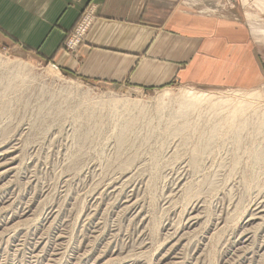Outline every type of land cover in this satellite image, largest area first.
Here are the masks:
<instances>
[{
	"label": "rangeland",
	"instance_id": "1",
	"mask_svg": "<svg viewBox=\"0 0 264 264\" xmlns=\"http://www.w3.org/2000/svg\"><path fill=\"white\" fill-rule=\"evenodd\" d=\"M174 1L236 11L249 32L247 11L264 24V2ZM88 14L90 5L62 39L72 55ZM15 46L0 43V264H264V159L252 153L264 151L262 80L145 90ZM184 89L207 99L181 115L183 98L161 93ZM235 93L247 104L227 101ZM126 97L142 110L113 101Z\"/></svg>",
	"mask_w": 264,
	"mask_h": 264
},
{
	"label": "crops",
	"instance_id": "2",
	"mask_svg": "<svg viewBox=\"0 0 264 264\" xmlns=\"http://www.w3.org/2000/svg\"><path fill=\"white\" fill-rule=\"evenodd\" d=\"M87 5L95 16L72 55L61 42ZM247 12L250 32L236 11L200 12L174 0H0V43L29 47L71 74L109 84L247 90L264 82V24Z\"/></svg>",
	"mask_w": 264,
	"mask_h": 264
},
{
	"label": "bare ground",
	"instance_id": "3",
	"mask_svg": "<svg viewBox=\"0 0 264 264\" xmlns=\"http://www.w3.org/2000/svg\"><path fill=\"white\" fill-rule=\"evenodd\" d=\"M90 19H91V15L90 14H88L87 15V17L86 18H84L83 19V21H82V23H81V30L82 29H85L86 28V26L89 24V21H90ZM18 65H16V67H17ZM14 72H15V74L16 75H14V77H7V79H8V81H10L9 83H11V82H16V79H17V77L19 78V75H20V71H18V70H14ZM22 80V79H21ZM249 94H251V93H249ZM161 95H163V96H167V97H169V98H176L177 96H179L178 97V99L179 98H183L182 99V102L180 103L181 104V107H177L178 108V110L176 111V112H178V114H181V115H183V114H185L186 113V111H187V109H189L190 107H194V105H197V100H201V99H207V96H204V95H202V93H199V92H196V91H192V90H188V89H184V90H177V91H163L162 93H161ZM222 96V95H221ZM246 96H245V94H241V95H239V94H234V95H229V97H227L226 99H227V101H235L236 103H237V101H239V102H242V103H244L246 100H247V98H249V97H247V98H245ZM177 99V98H176ZM217 99V98H216ZM216 99H213L214 101L216 100ZM250 99V98H249ZM248 99V100H249ZM212 100V101H213ZM219 100V99H218ZM223 100L225 101V98H223ZM114 102H115V104H116V106L117 107H119V108H121L122 110H124V111H130V109H132L133 107L135 108V107H138L140 110H142V106H139V103L136 101V99H134V98H123L122 100H118V99H115V100H113ZM195 101H197L196 103H194ZM222 101V100H221ZM223 101V102H224ZM251 101V100H250ZM108 102H110V103H112L113 104V102L111 101V100H108ZM200 102V101H199ZM202 102V101H201ZM210 102H208V104H209ZM252 103V102H251ZM218 104V103H217ZM222 104V103H221ZM220 104V105H221ZM246 104H247V101H246ZM106 105V104H105ZM213 105V104H212ZM242 104H240V106H241ZM239 106V107H240ZM114 108V107H113ZM116 108V107H115ZM215 108V107H214ZM193 109V108H192ZM209 109V108H208ZM237 109V108H236ZM114 111H119V109H114ZM144 111V110H143ZM188 111H190V109L188 110ZM188 111H187V113H188ZM236 111V110H235ZM234 111V112H235ZM137 112H138V110H137ZM237 112V111H236ZM186 113V114H187ZM228 113H230L229 111H228ZM121 114V113H120ZM231 114V113H230ZM229 114V115H230ZM232 115V114H231ZM263 120H264V112H263ZM225 116V115H224ZM234 116H235V114H234ZM221 118V117H220ZM226 118H228V117H226ZM231 118V117H230ZM244 118V117H243ZM185 120H187V119H185ZM237 120V119H236ZM174 122V121H173ZM219 122V121H218ZM240 123H241V121H239ZM245 121H243V123H244ZM233 123V122H232ZM214 124V123H213ZM222 124V123H221ZM220 124V125H221ZM239 124V123H238ZM245 124V123H244ZM197 125V124H196ZM241 125V124H240ZM257 125V124H256ZM228 126H229V124H228ZM237 126V125H236ZM179 127V126H178ZM194 127V126H193ZM212 127H213V125H212ZM232 127V126H231ZM242 127H243V125H242ZM241 127V128H242ZM177 128V127H176ZM233 128V127H232ZM148 129V128H147ZM197 129V128H196ZM234 129L237 131V129H236V127H234ZM240 129V128H239ZM217 131V130H216ZM181 132V131H180ZM211 132V131H210ZM238 132V131H237ZM120 133H121V131H120ZM215 133V132H214ZM123 134V133H122ZM212 135V134H211ZM236 135V134H235ZM234 135V136H235ZM238 135H240L239 134V132H238ZM214 136V135H213ZM119 137H121L120 138V141H121V139H122V135H119ZM236 137H237V135H236ZM119 139V138H118ZM238 139H240V137L238 138ZM238 139H237V144H238ZM207 143V142H206ZM203 144V143H202ZM202 144H201V146H202ZM210 144V143H209ZM122 145V144H121ZM204 145V144H203ZM201 146H200V148H201ZM203 147V146H202ZM195 148V147H194ZM255 149V148H254ZM202 151L203 150H201V153H202ZM252 153H253V159L255 160V161H257V160H260V159H264L263 157H261V154H263L264 153V151H263V148H258V149H255V151H252ZM251 153V154H252ZM195 156V155H194ZM199 160V159H198ZM130 161H132V158H126V160H124L123 161V165H128L129 163H130ZM127 198V197H126ZM137 208H139V207H137ZM129 210V209H128ZM256 214V213H255ZM193 215V214H192ZM191 218H192V216H190ZM250 217V216H249ZM188 219V218H187ZM195 219V218H194ZM241 244V243H240Z\"/></svg>",
	"mask_w": 264,
	"mask_h": 264
}]
</instances>
